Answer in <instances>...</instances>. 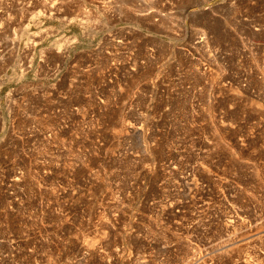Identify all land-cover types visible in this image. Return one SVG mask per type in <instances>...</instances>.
I'll use <instances>...</instances> for the list:
<instances>
[{"label": "rangeland", "instance_id": "rangeland-1", "mask_svg": "<svg viewBox=\"0 0 264 264\" xmlns=\"http://www.w3.org/2000/svg\"><path fill=\"white\" fill-rule=\"evenodd\" d=\"M0 264H264V0H0Z\"/></svg>", "mask_w": 264, "mask_h": 264}]
</instances>
